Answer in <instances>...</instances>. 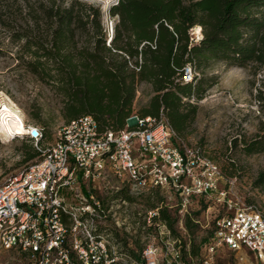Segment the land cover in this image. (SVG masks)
<instances>
[{
    "label": "built area",
    "instance_id": "2783aa9c",
    "mask_svg": "<svg viewBox=\"0 0 264 264\" xmlns=\"http://www.w3.org/2000/svg\"><path fill=\"white\" fill-rule=\"evenodd\" d=\"M192 77L185 67L183 80ZM134 119L136 129L117 132H100L91 116L71 120L37 162L1 183L0 249L19 251L29 264H119L128 257L118 251L117 183L134 196L163 197L139 223L142 247L133 264H189L175 227L185 232V217L199 224L191 217L194 203L213 197L221 211L201 247L202 264H211L219 247L264 264V215L231 198L219 166L185 145L162 116ZM23 136L36 147L42 131L27 127ZM163 209L175 219V234L160 219Z\"/></svg>",
    "mask_w": 264,
    "mask_h": 264
},
{
    "label": "trees",
    "instance_id": "16d2710c",
    "mask_svg": "<svg viewBox=\"0 0 264 264\" xmlns=\"http://www.w3.org/2000/svg\"><path fill=\"white\" fill-rule=\"evenodd\" d=\"M42 13L51 21L48 41L41 43L28 36L18 39L23 41L24 53L34 60L29 68L67 97V123L91 116L100 132L123 130L132 116H162L182 139L197 113V105L190 100L203 98L206 69L216 62L264 68V0H115L108 9L114 19L111 35L102 23L100 9L93 6L78 12L74 5L54 4ZM196 26L202 33L199 43L190 35ZM76 30L85 37L80 50ZM187 66L193 74L190 81L183 80ZM197 73L202 75L199 79ZM141 84L150 86L151 94L147 104L136 110L133 102ZM259 102L264 107L261 92ZM137 126L135 122L128 129ZM42 138L35 148L27 145L25 162L41 158ZM241 145L245 155L263 153L264 129ZM257 182L264 183V172ZM124 200L134 199L126 196ZM160 219L175 234V219L167 210L160 211ZM185 228L189 234L196 230L188 217ZM206 242L202 239L200 245ZM201 246L190 241V250L182 259L198 256Z\"/></svg>",
    "mask_w": 264,
    "mask_h": 264
},
{
    "label": "rangeland",
    "instance_id": "374dc122",
    "mask_svg": "<svg viewBox=\"0 0 264 264\" xmlns=\"http://www.w3.org/2000/svg\"><path fill=\"white\" fill-rule=\"evenodd\" d=\"M114 2L115 0H0V109L7 108L18 114L24 130L27 127L40 129L44 135L41 142L43 148L52 145L58 132L67 124L64 115L69 101L52 82L40 80L31 72L29 66L34 60L24 53L23 41L18 39L28 36L46 43L51 21L46 19L42 11L54 4L61 7L74 5L78 12L89 6L99 8L103 14L102 23L108 28L113 20L108 15V9ZM194 28L190 30V35L195 43H199ZM76 31L77 49L80 50L85 37L80 33L81 30ZM196 76L199 79L202 75L197 73ZM203 77L206 79L203 98L198 102L190 100L197 105V113L185 137L180 140L189 147L199 148L204 156L219 166L224 177L221 187L228 190L231 198L255 207L264 215V183L257 182L258 176L264 172V152L245 155L241 145L243 141L247 143L261 135L264 129V107L259 102L260 92L264 97V68L255 64L240 68L216 62L204 71ZM195 85L196 82L193 86ZM150 94V86H138L134 109L138 110L146 105ZM135 122L134 116L126 121L127 125ZM23 135L25 133L10 138L0 132V184L40 159L37 157L24 161L27 145L35 146ZM112 185L118 186V251L120 255L126 253L125 256L128 257H120L119 264H133L132 256L127 252H138L142 247L141 241L138 242L141 239L139 223L142 222L146 209L155 206L163 197L158 192L134 196L129 194L126 187L117 183ZM126 196L133 198V202L124 200ZM219 211L221 206L214 197L207 204L199 199L191 212L192 219L199 221V224L192 222L196 226L194 233L189 234L187 229L183 232L175 227L188 252L190 241L197 247L201 246L202 239L208 240L212 220ZM122 223L125 227L121 226ZM201 247L198 256L186 255L183 261L202 264L204 253ZM210 263L258 264L251 254L245 251L234 253L226 247L217 248ZM0 264H29V259L17 250L0 249Z\"/></svg>",
    "mask_w": 264,
    "mask_h": 264
},
{
    "label": "bare ground",
    "instance_id": "6f19581e",
    "mask_svg": "<svg viewBox=\"0 0 264 264\" xmlns=\"http://www.w3.org/2000/svg\"><path fill=\"white\" fill-rule=\"evenodd\" d=\"M194 32L197 35L198 40H201L202 39L201 28L199 26H196L194 28ZM25 130L22 119L18 116V114L7 108L0 109L1 134L11 138V136H14L16 134H24Z\"/></svg>",
    "mask_w": 264,
    "mask_h": 264
}]
</instances>
